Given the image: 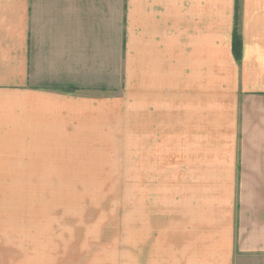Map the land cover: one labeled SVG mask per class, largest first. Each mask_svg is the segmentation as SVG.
<instances>
[{"label": "rangeland", "instance_id": "rangeland-1", "mask_svg": "<svg viewBox=\"0 0 264 264\" xmlns=\"http://www.w3.org/2000/svg\"><path fill=\"white\" fill-rule=\"evenodd\" d=\"M127 3L121 35H94L116 14L91 8V77L36 71L29 46L23 71V35H0V264H264L237 250L246 93L224 56L235 16L264 30V0H176V71L155 84Z\"/></svg>", "mask_w": 264, "mask_h": 264}, {"label": "crops", "instance_id": "crops-1", "mask_svg": "<svg viewBox=\"0 0 264 264\" xmlns=\"http://www.w3.org/2000/svg\"><path fill=\"white\" fill-rule=\"evenodd\" d=\"M127 5L125 31L126 35H137V53L146 59L142 74L153 84L165 72L172 76L178 48L176 0H128ZM96 7L111 9L116 15L113 27L102 25L97 31L94 25V35H121L123 0H0V35H23V71L28 69L29 46L34 48L36 71L84 70L91 77V8ZM133 7L134 21L130 17ZM104 21L109 22V18ZM258 34L240 35L239 62L231 52L232 35L224 50L234 73L239 65V84L246 93L239 111L238 161L232 167L234 171L237 168V183L242 185L236 216L237 250L245 254H264V30L258 29ZM206 38L190 35L184 53L191 62L197 55L194 44ZM61 88L73 89L69 85Z\"/></svg>", "mask_w": 264, "mask_h": 264}, {"label": "trees", "instance_id": "trees-1", "mask_svg": "<svg viewBox=\"0 0 264 264\" xmlns=\"http://www.w3.org/2000/svg\"><path fill=\"white\" fill-rule=\"evenodd\" d=\"M241 51H242L241 38L236 27V16H235V24L232 31L231 52L236 62H239L241 60Z\"/></svg>", "mask_w": 264, "mask_h": 264}]
</instances>
